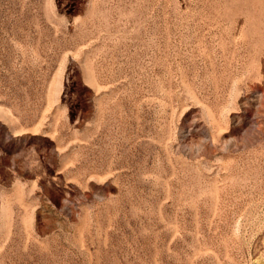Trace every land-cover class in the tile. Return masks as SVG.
<instances>
[{
    "label": "rangeland",
    "instance_id": "1",
    "mask_svg": "<svg viewBox=\"0 0 264 264\" xmlns=\"http://www.w3.org/2000/svg\"><path fill=\"white\" fill-rule=\"evenodd\" d=\"M0 264H264V0H0Z\"/></svg>",
    "mask_w": 264,
    "mask_h": 264
}]
</instances>
